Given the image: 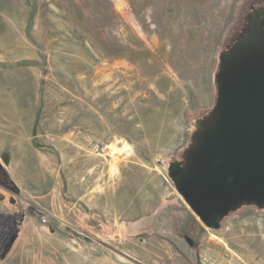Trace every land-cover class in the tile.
<instances>
[{"label":"rangeland","instance_id":"374dc122","mask_svg":"<svg viewBox=\"0 0 264 264\" xmlns=\"http://www.w3.org/2000/svg\"><path fill=\"white\" fill-rule=\"evenodd\" d=\"M120 2L0 0V264H264V207L186 221L169 174L263 2Z\"/></svg>","mask_w":264,"mask_h":264},{"label":"water","instance_id":"95a60500","mask_svg":"<svg viewBox=\"0 0 264 264\" xmlns=\"http://www.w3.org/2000/svg\"><path fill=\"white\" fill-rule=\"evenodd\" d=\"M216 80V104L185 161L169 164L178 192L209 228L243 204L264 207V16L227 50Z\"/></svg>","mask_w":264,"mask_h":264},{"label":"crops","instance_id":"0c3cea01","mask_svg":"<svg viewBox=\"0 0 264 264\" xmlns=\"http://www.w3.org/2000/svg\"><path fill=\"white\" fill-rule=\"evenodd\" d=\"M184 214H185L184 220L186 221L187 220L194 221V219H197L196 218L197 215L193 212L191 208H188L187 206H186V210ZM167 247L170 248V252H173L169 254V257L170 258H181L183 261L182 264H205L202 252L201 253L196 252L191 245L187 246L186 248H178L176 250H173L172 247L169 245ZM137 260L138 262H136L135 264H153L147 259L137 258Z\"/></svg>","mask_w":264,"mask_h":264},{"label":"bare ground","instance_id":"6f19581e","mask_svg":"<svg viewBox=\"0 0 264 264\" xmlns=\"http://www.w3.org/2000/svg\"><path fill=\"white\" fill-rule=\"evenodd\" d=\"M118 2L121 4L120 0H118ZM120 4H118V7H120ZM114 146V145H113ZM112 146L111 149H113L114 147ZM198 217V216H197Z\"/></svg>","mask_w":264,"mask_h":264},{"label":"flooded vegetation","instance_id":"af4514ba","mask_svg":"<svg viewBox=\"0 0 264 264\" xmlns=\"http://www.w3.org/2000/svg\"><path fill=\"white\" fill-rule=\"evenodd\" d=\"M262 2H263V4H264V0H261ZM264 16V14L262 15V17Z\"/></svg>","mask_w":264,"mask_h":264},{"label":"built area","instance_id":"2783aa9c","mask_svg":"<svg viewBox=\"0 0 264 264\" xmlns=\"http://www.w3.org/2000/svg\"><path fill=\"white\" fill-rule=\"evenodd\" d=\"M45 219V218H44Z\"/></svg>","mask_w":264,"mask_h":264},{"label":"trees","instance_id":"16d2710c","mask_svg":"<svg viewBox=\"0 0 264 264\" xmlns=\"http://www.w3.org/2000/svg\"><path fill=\"white\" fill-rule=\"evenodd\" d=\"M232 212V211H231Z\"/></svg>","mask_w":264,"mask_h":264}]
</instances>
